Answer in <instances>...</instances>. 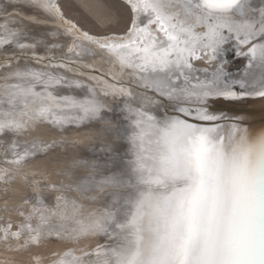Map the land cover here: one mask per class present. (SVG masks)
<instances>
[{
  "label": "snow or ice",
  "instance_id": "obj_1",
  "mask_svg": "<svg viewBox=\"0 0 264 264\" xmlns=\"http://www.w3.org/2000/svg\"><path fill=\"white\" fill-rule=\"evenodd\" d=\"M127 3L132 13L143 15L147 23L141 21L142 26L138 25L134 16L126 37L94 36L88 32H82L81 37L107 49L122 68L150 73L141 77L145 87L154 88L177 104L191 102L195 107H179L183 118L175 115L160 120L138 113L140 118L132 136L138 149L135 177L127 179L135 191L128 194L127 207L122 210L123 222L116 221L122 240L104 251L100 257L102 264H264V128L233 125L225 133L219 130V124L206 123L218 120L209 114L206 106L209 97L264 98V43H252L257 39L264 41V8L259 9V21L239 23L233 19L234 15L244 17L247 12L257 11L251 0H127ZM40 4L63 18L59 6L51 0H40ZM65 23L69 24L68 32L79 31L71 21ZM0 28L3 29L0 46L16 43L20 49L35 47L20 43L21 33L3 25ZM232 39L250 45L248 53L237 49V54H251L250 66L255 60L254 67L259 69L258 75L249 74L258 85L250 92L233 91L227 80L223 67L227 62L225 45ZM218 58L221 66L210 78L201 80L193 75L197 71L193 59ZM5 79L15 82L0 89V138L21 134L36 121L62 125L72 110L80 120L101 115L103 105L94 96L55 95L50 89L60 84L62 77L17 68L9 71ZM76 84L79 86V82ZM37 85L40 91L36 90ZM55 143L33 141L22 153L14 151L11 163L19 165L38 152L53 148ZM10 144L13 149L18 147L15 140ZM73 167L95 170L96 165L76 161ZM125 175L104 177L98 186H122ZM8 178L0 175V179ZM96 184L90 172L75 186L86 192ZM52 187L55 189L56 185ZM56 199L55 207L49 208L44 199L37 198L39 207L34 205L25 218L31 220L38 214L41 224L49 225L47 229L40 225L33 228L27 223L20 230L11 231L9 223L0 239L5 242L10 237L19 239L26 228L29 236L20 247L39 244L44 231L52 234L53 218L68 219L70 205L73 212L76 210L75 200L63 196ZM20 215L24 216V212ZM108 218L116 219L112 214ZM95 230L106 231L104 224L96 221L87 226L82 224L76 235ZM63 231L61 225L56 234Z\"/></svg>",
  "mask_w": 264,
  "mask_h": 264
},
{
  "label": "bare ground",
  "instance_id": "obj_2",
  "mask_svg": "<svg viewBox=\"0 0 264 264\" xmlns=\"http://www.w3.org/2000/svg\"><path fill=\"white\" fill-rule=\"evenodd\" d=\"M51 2L55 3L54 0H51ZM76 2L79 7L86 9L87 12L91 14L92 18H94L95 22L99 23V25L106 26L107 24L116 23L120 19H122L119 13L115 10L116 9L115 6L109 4L106 0H76ZM55 4L58 5L57 2ZM124 5L130 10L132 15V18L128 25L129 28L131 27V21L134 16L136 17L138 25L142 26L141 21H143V23H147V20L143 15L132 13L129 4L127 3V0ZM251 6L252 8L257 9V11L247 12V14L244 17L234 15L233 19L239 23H244L245 21L252 22L253 20L259 21L260 19L259 9L264 8V0H251ZM2 9H6V11H3ZM12 10H17V11H12ZM80 10H81L80 8L73 9L74 12ZM10 11L17 13H14L13 15H9L8 13H10ZM62 17L63 20L65 18L67 21H70V19L76 20L73 16H70L68 14L66 16L62 15ZM0 25L6 26L13 31L21 33L22 36L20 39V43L35 44L34 48L29 47L25 49H20L19 45L16 43L0 46V55H2L4 58H11L9 62H4V61L0 62V74H2L0 75V89H3L7 83L15 82L14 80L7 81L5 79L8 76L9 71H14L17 68H19L20 70L31 69L33 71H40L47 73L57 78L60 77L63 78L60 84L54 85L50 89L51 91H53L55 95L76 96V97H84L91 95L94 96L95 99L101 105H103L101 115L98 118H92V119L85 118L83 120H80L77 118V113L75 112V110H72L71 112H69L68 121L63 123L62 125H57L49 121L48 122L36 121L34 125H32L30 128H28L26 131L22 132L21 134L15 136H13L12 134H8L7 136H5L9 138L7 142H3L2 144L0 142V159L2 160V165H0L1 166L0 175H6L10 177L8 179H0V237L3 236L2 228L7 227L9 223L12 222L20 223L22 219V216L20 215V205L22 201L25 199L22 198V195L18 194L12 197V199H7V197L5 196L7 200L6 202H4L5 197L3 198L2 195L7 193V187H16L21 189L23 188V186L26 185L25 181H27V184L28 186H31V189L30 187L24 189L28 190L29 188L33 193H35L36 199L37 198L44 199L45 204L49 208L55 207L57 203V199H55V196L56 198L57 196H63L69 200H75L76 202L75 205L76 210L74 212L72 211L71 205L69 206L68 219L62 220L59 218V216L53 218L50 221L51 225L54 226V230L52 231V234L49 235L47 231H44L42 234L41 238H44L47 241H50V243L55 244L58 253L60 252L59 257L61 255V251H63L64 252L63 254H65L64 257L58 259L59 260L58 263L57 260L54 258L51 261L55 260V263L57 264H60L61 260L64 261V264H77V262L78 264H102V260L100 259V257L103 256L105 250L100 251L101 248H98L97 250L94 251V253L93 252L90 253L91 250L90 249L87 250L86 248L84 251L79 252L80 255H77L74 252V249H72V247L74 246V244H76L80 248L86 246V241L88 240H89L88 244L96 245L97 247H99V245L102 243L104 239H109L108 236H110V232H113L114 234H118L121 231L120 229H117L116 231H112V229L113 227L116 228L115 227L116 221L123 222L122 210L124 207H127L126 200L128 194L134 192L135 188L127 192L121 190V188L119 187H115V188L110 187L109 189H107L108 192L104 194L103 197H101V195H96L95 197H93L92 195L97 190H102L104 186H107L104 185L101 188H99L100 186H98V182L101 181L104 177H111L114 175L125 173L127 175H125L124 177L125 179L124 184H128L127 183L128 176H132L133 178L135 177V173L133 172V169L135 167V161L137 158L138 149L134 144H132L131 142L132 140L128 137V131L124 130V128H122L121 125L118 126H112L113 124L101 125V124H94L92 121L95 122L108 121L109 119L108 117L110 115L120 112V109H118L119 107H117L118 105L116 104L115 101H117L118 98H121L122 100L126 99L127 96H131V94H133L134 95L133 97L136 98V100H134L133 98L129 99L132 103L143 105L140 102V100L145 99L147 101L146 108L152 109L154 112H156V114H159V116L156 117L157 118L162 117V119H166L168 117L175 115H180L183 118V114L179 112V107L181 106L195 107V105L192 104L191 102H182L180 104H177V102L169 99L167 96H160V94L156 92L154 88L145 87V84L141 80V77L148 76L150 75V73L147 72L141 73L139 69H130L126 67L122 68L118 63V61L116 60L115 56L111 54L107 49H101L98 45L89 43L87 40H84L81 37V35H79L80 29L83 32H86V30H83L86 29L85 27H82V25L80 24L81 28L79 27V31L73 29L72 32H68L67 29L69 27V24L68 25L63 24V21L60 19V16L55 12V10L49 11L48 9L42 7L40 4V0H11V2H7V3L0 2ZM121 32L122 31H119V33ZM91 33L96 35L106 34V33H98L95 31H91ZM2 34H3V29L0 28V35ZM234 41L231 42L230 40L229 43H234L236 46V50L239 49L241 53H244L245 49L247 50L248 47H250L249 45L244 49L243 47H241L242 46L241 44H239L237 41L235 42ZM252 43H264V41L257 39L254 40ZM53 45H57V47H53ZM69 49H72V51H69ZM19 53L20 54L26 53L32 56L41 55L43 57H49L51 55L65 56L76 59L87 66L90 65L96 66L95 62H93L92 60H98L99 63L105 67L104 69L106 71L112 72L116 76L120 77L122 75L123 76L132 75V77L129 76L130 81L127 83L134 85V87L137 88L139 87L140 89L147 91L145 93V91L141 92L134 88L127 87L126 84L121 85L120 83L115 82V80H112L111 78L108 79V77L106 76L107 74L105 73H103V75H105L106 77L103 76L104 78L102 77L99 78L97 76L98 77L97 80L91 78L90 76L81 74V71L72 68L73 66L61 67L60 65L63 63L56 64L55 62H51V61L43 62L40 61V59L36 60V58H34L35 59L34 60L31 57L15 58L16 55H19ZM198 55H200V53H198ZM238 55L247 58L248 61L251 56V54H247V55L238 54ZM44 60H46V58ZM105 62H109V64H107V66H109L108 70L106 69V64H104ZM191 62L194 68L197 70L196 72H194L193 75L199 76L201 80L205 79L206 77L210 78L212 76V73L215 72L216 69L221 66L219 62V58L218 60L193 59ZM255 64L256 61L253 60L252 61L253 66H250V64L248 63L249 67L245 66L243 70L235 74H233V72H229L228 68L223 65L224 71L227 73V80L230 83L233 91H235L233 89V85L235 83H239L240 86L241 84H243V87H245L246 92L252 91L254 87L258 88V85L255 83L253 76L249 75L250 73H256L257 75L259 74V69L254 67ZM123 76L120 78H123ZM133 76H135V78ZM105 79L110 80L114 84L116 83L117 86L113 87V85H111V83H108V80ZM76 82H79V86H77ZM120 86H122L123 91H120L121 88H117ZM36 90L40 91L39 85H37ZM152 94L155 97H158V100L160 101L154 99V96ZM242 99H248L247 100L249 102L248 104H250L249 105L250 107L247 110L248 112L241 113V115L231 113L229 110H235V111L241 110L240 108L241 104H239L238 107V105L234 106L231 105L229 102H233L236 104L238 100H242ZM219 101H223V102L221 103ZM206 106L209 110V114L218 117L217 121L206 122V123L209 125L219 124L220 126L219 130L224 131L225 133L228 130H230L233 127V125L248 127L254 130L264 128V98H256V97H248V96L241 97L238 95L235 97L213 96L206 99ZM108 107H110L111 109H108ZM251 114H255L258 116L257 120H255L254 122L252 121L253 117L251 116ZM234 116H239L241 120H233L232 118H229ZM106 117L108 119H106ZM117 129L119 130L118 133H117ZM121 129L127 132L126 133L127 136L125 135V137H127L126 144L123 147H121L119 150L115 149V152L117 153L115 155L113 154L114 153L113 152L107 157H101V156L98 157L101 154L100 153L101 149L106 148L105 146L106 144L102 142V139L101 140L99 139L103 136H105L106 139L107 136L109 135L111 138L116 136L118 137L119 132L122 131ZM36 134L44 135L49 139L51 138L53 139L56 137L57 140L54 141L56 142L55 144H58V146L64 144L65 142H68L70 144H73L75 147H76V143L77 144L81 143V145L84 147H82L81 150H79L78 152L79 154L75 156H68L66 160L61 159L60 157L59 160L61 162H58L60 164L54 168H51L52 171L49 173H47V171L50 170L48 169L50 167L49 163H44L45 161L43 159H38L36 157L27 159L26 161H22L19 165L11 163V161L14 159V156L12 155L14 151L22 153L25 147H29V148L31 147V143L33 141L39 142L41 140L38 138ZM76 134H78V136ZM105 134H107V136ZM62 136H65V138L62 139ZM11 140H16L18 142L22 141L24 145L20 147V145L17 144L18 147L13 149L11 148V144H10ZM47 142L50 143L51 140ZM66 148L67 147H64L65 150H67ZM54 150H55L54 148L48 149L46 150L47 151L46 154L50 156L51 153L54 152ZM72 151H78V149L74 148V150ZM123 151H125L126 154ZM122 153H124L128 158L127 162L129 161V164L125 162L124 165H119L117 163L111 165L110 163L113 161L114 156L117 155L118 158H121L120 155H122ZM46 154L42 153L40 155H46ZM76 161H88L90 164H95L96 168L95 170L90 168H74L73 164ZM16 165L19 166L21 169H23V172H25V176L22 174L23 175L22 181L17 179V176L14 173H12V171H10L11 167L12 166L15 167ZM39 166L41 167V172L43 171L42 175L45 178L48 177L53 181H56L58 179L60 180V178L63 180L77 179L76 181H78L84 178L85 176L89 175V173L91 172L95 176V180L97 184L86 192H81L77 190L76 186L72 183L70 184L75 186V187L72 186L75 189L74 191L71 190L69 191L66 190L65 188L62 189V187H56L54 189L53 187L46 186V183H42V182H40L41 184L38 183L37 185L34 184L32 185V183H28V181L33 180L38 176L36 177L29 176L27 174H29L30 172H32V174L33 172L39 173L40 169L36 168ZM60 167H61V169H59L60 171L55 172L57 168ZM5 169L8 170L7 173L4 172ZM50 173L51 176H48ZM80 175H83V177H81ZM53 183L55 182H52V184ZM24 189H21L22 192L25 191ZM87 195H90L91 197H87ZM18 198H22V201L20 202L19 200H17ZM36 199L34 200L31 199L32 200L31 203L25 204V207L28 208L31 205H36ZM53 200L56 202L55 205L50 204L52 202L54 203ZM36 206L39 207V205ZM31 212L32 210L28 211L27 216ZM109 214L115 216L116 218L115 221L113 219H109L108 221ZM7 221L9 223L6 224ZM96 221H101L104 224V228L106 229L107 232L102 230H95V231L86 232L82 235H76V232L79 231L82 224L87 226L94 224V222ZM27 223H31L33 228H35L37 225H40L42 229H47L49 227L48 224H41L38 214L32 216L31 220H27L25 224ZM61 225L64 227L65 231L57 235L56 229H59ZM21 226L13 225L11 231H18L20 230ZM108 227H112V228H109L107 230ZM73 230L76 231L74 232ZM26 236H29V233L25 228L24 232L22 233L19 239L10 237L9 240L6 242L3 239H0L1 259H5L6 264H47L48 263L47 259L44 262L42 260L35 262L31 258H28V260H26V257L28 256L26 255V257H24L23 253L24 252L29 253V251L25 249L28 247L27 246L25 248L16 247L18 245L23 244L24 241L28 239L26 238ZM72 236H75V238H72ZM51 238H54V240L52 241ZM98 253L100 254L99 257H98ZM89 257L91 259L87 260V258Z\"/></svg>",
  "mask_w": 264,
  "mask_h": 264
},
{
  "label": "rangeland",
  "instance_id": "obj_3",
  "mask_svg": "<svg viewBox=\"0 0 264 264\" xmlns=\"http://www.w3.org/2000/svg\"><path fill=\"white\" fill-rule=\"evenodd\" d=\"M54 1L57 2L58 6L60 8V12H61V14L63 16L64 15L66 16L67 14L70 15V16H73L76 20L70 19V21L73 24L76 25L77 29H79V27L81 28V26H80V24H81L82 27H85L86 28V29H83V28L82 29L83 30H86V32H88L90 35H94V36H124V34H126V32H128V30H129V26L128 25H129V22H130V20L132 18V15H131L130 10L124 5L126 3V0H122V1L121 0H106L109 4L115 6V8H116L115 10L122 17V19H120L121 21L119 20L116 23H110V24H107L106 26L99 25V23L95 22L94 18H92L91 14L88 13L86 9L78 6L76 0H54ZM0 2L7 3V2H11V0H5V1L4 0H0ZM74 8H80L81 10L74 12L73 11ZM12 11H17V10H12ZM14 13H17V12H11L10 11V13H8V14L9 15H13ZM59 16H60V19L63 21V24L68 25L67 23H65V21H67V20L65 18L63 20V18H61V15H59ZM151 27L155 28V25H152ZM91 31H95V32H98V33H106V34L96 35V34L91 33ZM112 31H115V32H112ZM119 31H122V32L119 33ZM82 32L83 31L80 29L79 35H81ZM247 46H249V45H242L241 47H243L245 49ZM225 48H226V53L224 55V59H226L227 62L224 64V66L227 67L228 70L231 69V70L235 71V72L232 71L233 74L239 73V70H243V68L245 66H248L249 67L248 63L251 60V56H250L249 61H248L247 58L239 56L237 54L235 44L233 46L232 43H228L227 45H225ZM244 53H248V49L247 50L245 49V52ZM25 54L26 53H22V54L19 53V55H16L15 58H17V57L18 58L19 57H21V58H29V57H31L32 59L36 58V60H39L40 59V61H43V62H49V61H51V62H55L56 64L63 63L66 66H70V67L73 66L72 68H75L77 70H80L81 71V74H84L86 76H90L91 78L97 79V80H98V77L99 78H101V77L104 78L103 76H105V75H103V73H105V74L109 73V74L113 75L114 78L116 80H118V83H120L121 85L126 84L127 87L134 88V89L139 90L141 92H144L145 91V93L147 91V90H142L139 87L138 88L137 87H134V85H131V84H128L127 83V82L130 81V77L129 76L132 77V75H128V76L127 75L126 76H123L122 75L123 78H120L122 76L119 77V76L114 75L112 72L106 71L104 69L105 67L102 64H100L98 60H92L93 62H95L96 66H91V65L90 66H87L84 63H82V62H80V61H78L76 59H73V58H70V57H65V56L51 55V56H49L50 57L49 58V57H43L41 55L32 56V55H29V54H26V55ZM2 57L3 56L0 55V62H2V61L9 62V60H11V58H4V57L2 58ZM45 58H46V60H44ZM104 64H106V69L108 70L109 69V66H107V64H109V62H105ZM107 77H108V79H110L111 76H107ZM133 77L135 78V76H133ZM114 78L112 80H114ZM108 79H105V80H108ZM108 83H111V85L117 86L116 83L114 84L110 80H108ZM117 88H122V86L117 87ZM133 96L134 95L131 94V96H127L126 99H123L122 100L121 98H118V100L115 101L116 104L118 105L117 107H119L118 109H120V112L121 113L120 112L114 113V114H112V115H110L108 117L109 119L106 117V119H108V121H100V122L99 121H96V122L95 121H92V122L94 124H101V125H104V124H113L112 126L121 125L122 128H124V130H127L128 131V137L132 140V136H133L134 129H136V121L140 118L138 116V113L143 112V113H147L148 115H151V116H154V117L159 116V114H156V112H154L152 109L146 108L147 101L145 99L140 100V102L143 105H138V104L132 103L129 99L130 98L131 99L133 98L134 100H136V98L133 97ZM154 99H157V101H160V100H158V97H155L154 96ZM247 100L248 99H242V100H238V102H236V104L233 103V102H230V104L231 105H234V106L235 105H238V107H239V104H241L240 105V108H247L249 106V104H248L249 102ZM220 102L222 103L223 101H220ZM244 105H246V106H244ZM108 109H111V108L108 107ZM230 112L231 113H234V114L235 113H238L235 110H231ZM239 113H241V112H239ZM157 119L163 120L162 117L161 118L159 117ZM46 122H48V121H46ZM118 131L119 130L117 129V133H118ZM126 133H127L126 131H123L122 130L121 132H119V134H118L119 136L118 137L116 136V137L111 138L110 135L107 136V134H105V135L107 136L108 139L107 138L105 139V136L101 137L99 140L102 139V142H104L106 144L105 145L106 148L101 149V152H100L101 154L98 157H100V156L101 157H107V156H109L113 152H114L113 153L114 155L117 154L115 152V149L119 150L127 142V137H125V135L127 136ZM36 135L41 140H45V141H50L51 140L50 143H52L54 140H57L56 137L53 138V139L52 138L49 139L48 137H45L44 135H39V134H36ZM76 135L78 136V134H76ZM119 137H122V138H119ZM63 138H65V136H62V139ZM8 139L9 138H7V137L0 138L1 144L3 142H7ZM108 142H110V143H108ZM131 142L133 144V141H131ZM16 143L18 145H20V147L24 145V143L22 141H20V142L16 141ZM64 147H67L66 148L67 150H65ZM82 147H84V146H82L81 143L80 144H77L76 143V147L73 144H70L68 142H65L64 144H61L59 146H58V144H55V146L53 147L55 150H54L53 153H51L50 156L47 155L46 154L47 151H45V152H38L34 157H36L38 159H43L45 161L44 163H49L50 167L48 169H50V170L47 171V173H49V172L52 171L51 168H54V167H56L57 165L60 164V163H58V162H61L59 160L60 157H61V159L66 160L68 156H75V155L79 154L78 152H79V150H81ZM74 148L75 149L77 148L78 151H72V150H74ZM123 152L125 153V151H123ZM42 153H45L46 155H40ZM124 153H122V155H120L121 158H118L117 155L114 156V159H113V161L110 164L111 165H114V164L117 163L119 165H124L125 162L129 164V161L127 162L128 158L125 155L126 153L125 154ZM53 160H55V161H53ZM44 163H42V164H44ZM53 163H55V164H53ZM4 164H5V162H4ZM0 165H2V160L1 159H0ZM0 168H1V166H0ZM36 168H39L40 169V172L39 173L33 172V174H32V172H30L27 175H29V176H35V177L38 176V177L35 178V179H33V180H29L28 183H32V185L33 184L34 185H37L38 183L41 184L40 182H42V183H46V186H48V187H52V185H56V187H62V189L65 188L66 190H69V191L70 190L71 191H74L75 190L72 186H74L76 184V182H77L76 180L77 179L76 180H72V179H70V180H63V179L60 178V180L58 179L56 181H53V180L49 179L48 177L45 178L42 175V172L43 171L41 172V167L40 166L39 167H36ZM48 169H46V170H48ZM59 169H61V167L60 168H57V170L55 172L60 171ZM10 171H12V173H14L17 176V179H19L21 181L23 179L22 176L23 175L25 176V172H23V169H21L17 165L15 167L12 166ZM48 176H51V173ZM80 176L83 177V175H80ZM25 182H26V185L23 186V188H21V189H24V188H27V187H30V189H31V186H28L27 181H25ZM52 182H55V183L52 184ZM50 183H51V185H50ZM70 183H72L74 185H72ZM69 185H71V187H69ZM110 187H114V188L115 187H119V188H121V190L127 191V192H129L132 189H134V187H130L128 184H124L123 186H114V185L108 184L107 186H104V188L102 190H97L95 193H93L92 196L95 197L96 195H101V197H103L104 194H106L108 192L107 189H109ZM99 188H101V186ZM21 189L20 188H16V187H7V193H5L4 195H2L3 198L6 196L7 199H12V197H14L15 195H18V194L22 195V198L23 199L25 198L23 201H22V198H18L17 199L20 202L22 201V203L20 205V212L23 211L24 212V216H22V219H21L20 223L12 222L11 223L12 226L13 225H20L21 226L22 224H25L27 222V220L25 219L27 217V212L28 211H31L33 209V206L34 205H31L28 208H26L25 207V204H27V203H25V201L27 200L28 201V204H30L32 200L36 199L35 193H33L29 188H28V190H25L24 189L25 191H23V192H22ZM6 197L4 198V202H6V200H7ZM87 197H91V196L90 195H87ZM55 199H56V196H55ZM88 199H91V198H88ZM55 203L56 202L54 201V203L52 202L50 204L51 205H55ZM109 219L110 218H108V221H109ZM8 221H9V219H8ZM8 221L6 222V224L9 223ZM109 228H112V227H108L107 230ZM117 229H119V228H117V227L114 228L113 227L112 231H116ZM2 230H3V228H2ZM108 237H109V239H104L102 241V243L99 245V247H97L96 245L88 244V242H89V240H88V241H86V246H83V247L80 248L79 246H77L76 244H74V246L72 247V249H74V252L77 255H80L79 252L80 251H84L86 248H87V250L88 249L91 250L90 253H92V252L94 253V251L97 250L98 248H101L100 249V251H101V250H106V249H108L110 247H116L118 245V243H120L121 240H122L121 231L118 234H114L113 232H110V236H108ZM26 238H28V236H26ZM51 240L53 241L54 238H51ZM16 247L18 248V247H20V245H18ZM27 247L28 248H25V247L24 248L27 251H29V253H25L24 252L23 253V256L26 257V255H27L28 257H26V260H28V258H31L35 262H38V261H41V260L44 262L47 259V261H48L47 264H57L59 262L58 259H61L65 255V254H63L64 252L61 251V255L59 257V253L60 252L58 253V250L56 249L55 244L50 243V241H47L44 238H41L39 244H30ZM70 249H68V250H70ZM53 258L57 260V263H55V260L54 261H51ZM90 259H91L90 257L87 258V260H90ZM0 264H6V260L5 259H1V257H0Z\"/></svg>",
  "mask_w": 264,
  "mask_h": 264
},
{
  "label": "water",
  "instance_id": "obj_4",
  "mask_svg": "<svg viewBox=\"0 0 264 264\" xmlns=\"http://www.w3.org/2000/svg\"><path fill=\"white\" fill-rule=\"evenodd\" d=\"M238 69V68H237ZM229 72H232L233 70H231V69H229L228 70ZM239 71H241V70H239ZM233 72H235V71H233ZM233 89L237 92V93H240V92H246L245 91V87H243V88H241V86H240V84L239 83H235L234 85H233ZM160 96H162V95H160ZM238 96H241V95H238ZM243 96H247V95H243ZM242 97V96H241ZM248 97H254V96H248ZM256 98H260V97H256ZM226 100V99H225ZM227 101V100H226ZM220 102V101H219ZM230 103V102H229ZM250 105V104H249ZM250 106H248L247 108H241V110H237L236 112H238V113H235V114H238V115H241V113H247L248 111V108H249ZM229 111H231V110H229ZM239 112H241V113H239ZM251 116L253 117L252 118V121L254 122L255 120H257V118H258V116L257 115H255V114H251ZM189 118H191V117H189ZM229 118H232L233 120H241L240 118H239V116H234V117H229ZM251 121V122H252Z\"/></svg>",
  "mask_w": 264,
  "mask_h": 264
}]
</instances>
